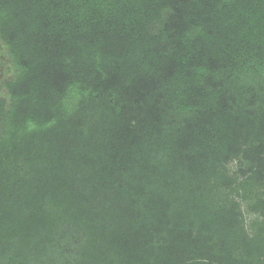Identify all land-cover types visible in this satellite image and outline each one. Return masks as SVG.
I'll return each instance as SVG.
<instances>
[{"label":"trees","instance_id":"trees-1","mask_svg":"<svg viewBox=\"0 0 264 264\" xmlns=\"http://www.w3.org/2000/svg\"><path fill=\"white\" fill-rule=\"evenodd\" d=\"M0 264H264V0H0Z\"/></svg>","mask_w":264,"mask_h":264},{"label":"rangeland","instance_id":"rangeland-1","mask_svg":"<svg viewBox=\"0 0 264 264\" xmlns=\"http://www.w3.org/2000/svg\"><path fill=\"white\" fill-rule=\"evenodd\" d=\"M0 62H1V59H0ZM1 80H2V76L0 75V83H1Z\"/></svg>","mask_w":264,"mask_h":264}]
</instances>
